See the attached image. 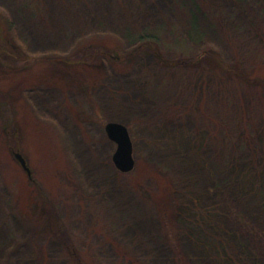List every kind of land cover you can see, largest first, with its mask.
Segmentation results:
<instances>
[{
  "label": "trees",
  "instance_id": "1",
  "mask_svg": "<svg viewBox=\"0 0 264 264\" xmlns=\"http://www.w3.org/2000/svg\"><path fill=\"white\" fill-rule=\"evenodd\" d=\"M234 2L245 17L243 22L251 27L250 34H245L253 37L251 42L235 40L233 32L238 24H228L221 10L207 6L208 0H189V8L175 17L172 24H142L131 12L125 27L112 31V37L83 36L71 51L43 57L30 55L17 44L12 37L13 21L0 16V110L10 111L7 124L0 130V147L14 158L15 152L22 153L32 170L30 176L15 158L19 169L16 166L10 172L19 191L7 186L10 217L20 215L27 219L34 232L47 229L73 264H97L87 246H79L55 200L56 191L65 190L74 196L79 191L83 193L85 183L74 165H69L75 154L63 149L65 161L62 163L57 155L54 164L49 154L54 148L49 141L51 136H42L45 141L38 147L34 135H50V131L40 123L42 114L31 108L25 94L37 88L70 91L66 78L72 77L87 85L92 98V89L103 81V70L124 72L129 62L147 54L170 70L163 80L150 83L148 92L158 100L156 105L176 117L191 114L198 124L191 133L180 131L177 137L162 133L166 139L153 135L148 140L149 156L157 157V162H152L157 172L152 176L145 177L143 162L139 160L133 172L120 171L122 176L133 173V178L144 176V180H153L152 188L146 190L159 206V235L176 237L183 233L213 264H264V33L255 25L257 14L264 17V0ZM36 5V0H14L13 7L18 11L32 7L35 12ZM200 16L208 21L207 28L214 36L225 40L224 51L208 40ZM174 34L177 38L171 45L168 37ZM169 47L180 50L181 58L166 59L165 49ZM170 90L175 95L187 93L190 97L179 107L175 106L177 103L161 105L162 96ZM98 117H102L100 109ZM73 120L84 142L90 137L86 121L77 115ZM104 124L101 127L105 130ZM59 131L66 132L67 128L60 125ZM31 136L38 148L26 142ZM182 138H189L192 153L199 156L184 174L176 167L191 160L184 152L178 153L185 145ZM206 146H210V154L203 152ZM37 149L42 159L40 167L32 158ZM181 179H188L189 184H179ZM141 181L130 183L129 191L135 196L139 190L147 196ZM191 182L209 191L208 201ZM84 196L83 193L79 198ZM96 223L90 233L110 240L114 228L111 230L103 218ZM13 255L14 252L3 264H12ZM122 256L132 261L125 251ZM180 260L177 264H188Z\"/></svg>",
  "mask_w": 264,
  "mask_h": 264
},
{
  "label": "rangeland",
  "instance_id": "2",
  "mask_svg": "<svg viewBox=\"0 0 264 264\" xmlns=\"http://www.w3.org/2000/svg\"><path fill=\"white\" fill-rule=\"evenodd\" d=\"M36 3L33 9L35 12H32V7H20L18 11L13 7L14 0H0V16L13 21L14 41L24 46L30 55L38 57L69 52L82 41L80 39L83 36L112 37V31L125 27L127 16L131 12L142 24L151 21L172 24L175 17L181 16L189 8V0H36ZM173 5L176 8L171 9ZM208 5L221 10L228 24H238L233 32L235 40L253 41V37L245 35L250 34L251 27L243 22L245 17L241 16L234 0H208ZM200 20L207 31L208 40L217 49L223 50L225 40L212 34L207 28L206 19L200 16ZM255 25L264 33L263 16L257 14ZM176 38V34L168 37L169 43L173 45ZM165 56L168 60H176L181 58L182 53L169 47L165 49ZM127 65V70L121 73H106L103 70V81L92 89V98L87 85L72 77L66 78L71 84L70 91L37 88L38 90L25 94L31 108L42 114L40 123L50 131V135H34L38 147L41 148L45 141L43 137L51 136L49 141L54 148L49 154L54 159V164L57 155L62 163L65 161L63 149L74 152V161L69 165L71 168L74 165L85 183L84 197L79 198L83 194L81 191L77 196L65 190L56 191L58 209L79 246H87L97 264H177V260L182 262L180 259L188 264H192L191 261H194L193 264H213L200 247L183 233L176 237L172 234L159 235L162 228L159 206L146 190L152 188L153 180H144V176L133 178V173L122 176L114 163L117 144L107 134L108 122L116 121L127 127L133 141L136 167L137 160L143 162L145 177L157 172L152 163L157 162V157L149 156L148 140L153 139V135L164 140L162 133L172 137H177L180 131L191 133L198 124V119L191 114L184 113L176 117L162 110L159 104L156 105L158 100L148 92L150 83L163 80L170 73L169 69H165L147 54ZM189 97L187 93L175 95L170 90L159 101L161 105L177 103L175 106L179 107ZM61 107L66 109L62 110ZM99 109L102 112L101 118L98 117ZM9 114L8 109L0 110V130L7 124ZM76 115L86 121L89 130L90 137L84 142L77 134L78 128L73 120ZM104 120L108 121L105 123ZM101 124H104L105 130ZM60 125L65 130L67 128V131L60 132ZM34 136L26 142L36 147ZM182 139L185 145L178 153L184 152L191 160L188 164L177 165V170L184 174L194 166L199 156L192 153L189 138ZM167 141L170 139L167 138ZM58 146H62V149ZM210 149V146H206L203 152L210 154ZM35 151L32 158L34 164L39 166L42 164L40 150ZM159 158L163 156L159 154ZM195 165L196 168L199 167V164ZM15 167L19 169L14 156L11 157L9 152L0 147V264L5 263L12 252V264H73L64 248L49 236L47 229L34 232L27 219L20 215L14 216V219L10 217L9 188L19 191L10 172ZM140 179H143L141 188L147 196L140 194L141 190L137 196L129 191L130 183L136 184ZM179 184L188 185L189 180L181 179ZM191 185L209 200V191L203 185H195L193 182ZM102 218L104 222H109L111 230L114 228L108 241L90 233L94 224H97L96 221ZM123 251L132 261L123 258Z\"/></svg>",
  "mask_w": 264,
  "mask_h": 264
},
{
  "label": "water",
  "instance_id": "3",
  "mask_svg": "<svg viewBox=\"0 0 264 264\" xmlns=\"http://www.w3.org/2000/svg\"><path fill=\"white\" fill-rule=\"evenodd\" d=\"M106 131L109 138L117 144V150L113 157L116 167L124 173L133 171L136 167V160L134 157L132 138L127 127L118 122H110L106 126ZM15 158L21 164L22 168L31 176L32 171L23 154L16 152Z\"/></svg>",
  "mask_w": 264,
  "mask_h": 264
}]
</instances>
